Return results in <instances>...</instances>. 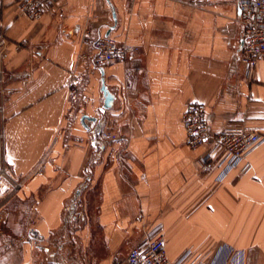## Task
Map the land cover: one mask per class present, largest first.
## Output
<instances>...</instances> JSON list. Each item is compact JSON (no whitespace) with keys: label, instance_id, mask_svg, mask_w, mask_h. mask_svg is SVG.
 Segmentation results:
<instances>
[{"label":"crops","instance_id":"1","mask_svg":"<svg viewBox=\"0 0 264 264\" xmlns=\"http://www.w3.org/2000/svg\"><path fill=\"white\" fill-rule=\"evenodd\" d=\"M21 1L0 0L5 156L25 180L0 214V264H128L161 235L171 260L227 247L264 264V143L248 174L218 181L214 139L237 124L264 135V59L247 78L240 0H58L37 21ZM102 35L138 50L96 67ZM194 102L210 129L196 149L184 125Z\"/></svg>","mask_w":264,"mask_h":264},{"label":"built area","instance_id":"2","mask_svg":"<svg viewBox=\"0 0 264 264\" xmlns=\"http://www.w3.org/2000/svg\"><path fill=\"white\" fill-rule=\"evenodd\" d=\"M58 0H22L20 9L24 16L32 21L41 19L46 10L56 4ZM182 1V0H177ZM240 23L242 31L241 63L245 67L246 77L252 78L258 62L264 59V0H240ZM9 39L5 32L0 33V212L9 201L21 190L25 180L14 177L5 156L4 108L6 85L4 66L8 57ZM26 41L15 44V50L28 47ZM137 48L126 43H119L114 36H100L94 42V64L96 67L115 62H126L134 57ZM184 125L188 136V144L196 149L205 144L210 134L207 120V108L199 102L192 103L184 113ZM107 139H113L112 132L104 133ZM215 146L222 151L221 165L223 170L218 177L222 181L234 168H239L241 174H248L252 170L249 160L250 153L264 143V135L254 127L237 124L223 129L214 135ZM51 151V150H50ZM50 151L44 156L33 174H42L48 165ZM209 160V159H208ZM208 160H205L206 162ZM205 162V163H206ZM206 167V165H205ZM35 220H32L33 225ZM11 243L6 245L9 246ZM242 259V252H235L231 248L221 247L209 260H201L200 254L192 249L186 250L176 260H171L167 252V241L163 235L156 239H146L129 252L128 264H231Z\"/></svg>","mask_w":264,"mask_h":264},{"label":"water","instance_id":"3","mask_svg":"<svg viewBox=\"0 0 264 264\" xmlns=\"http://www.w3.org/2000/svg\"><path fill=\"white\" fill-rule=\"evenodd\" d=\"M103 89H104V91L106 92V95H107L106 105L103 108V110H105V109L109 108L110 105H112V99L113 98H112V95L109 93L108 89L105 87V85H103ZM88 119H90V117L85 115L82 118V122L85 123V120H88Z\"/></svg>","mask_w":264,"mask_h":264},{"label":"rangeland","instance_id":"4","mask_svg":"<svg viewBox=\"0 0 264 264\" xmlns=\"http://www.w3.org/2000/svg\"><path fill=\"white\" fill-rule=\"evenodd\" d=\"M7 206H8V204H7ZM7 206L0 212V214L5 213L7 211ZM28 223H29V221H28Z\"/></svg>","mask_w":264,"mask_h":264}]
</instances>
